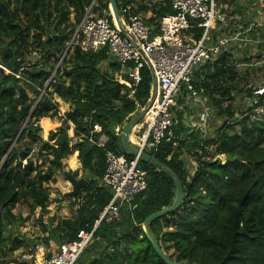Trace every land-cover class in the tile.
<instances>
[{
	"label": "trees",
	"instance_id": "16d2710c",
	"mask_svg": "<svg viewBox=\"0 0 264 264\" xmlns=\"http://www.w3.org/2000/svg\"><path fill=\"white\" fill-rule=\"evenodd\" d=\"M94 1V12L110 11L109 0H0V64L10 71L0 68V264H9L15 252L32 245L8 233V226L25 221L21 212H14L17 206L26 205L32 213L40 209L43 244L77 239L81 229L94 228L112 200L111 187L102 182L106 152L135 159L126 154L120 134L138 107L148 103L153 75L145 65L131 95L126 82L132 81L135 62L122 64L107 48L86 53L80 38L73 40ZM138 1L116 3L120 10L133 6L138 14L134 8ZM173 3L162 0L149 10L152 17L147 22L155 32L164 16L177 13ZM196 32L200 37L203 29ZM33 53L40 58L30 62L28 56ZM233 59L231 51H224L214 63L205 64L198 72L201 80H195L196 88L204 89L224 119L216 136L203 139L199 132H189L184 114L179 113L180 124L175 128L179 146L163 141L151 151L161 163L139 159V166L147 171L148 187L134 201L121 204L118 219L100 222L84 252L92 255L87 264H167L143 229L147 217L171 206L176 198L174 178L162 163L179 176L185 191L181 207L151 225L172 260L179 264H264V116L257 113L264 110V93L257 94L246 116L237 117L239 73ZM104 63L106 69H102ZM22 80L35 98H30ZM55 95L71 106L62 116ZM42 118L59 120L60 126L50 129L47 140L39 125ZM95 125L109 137L105 148L89 139ZM72 126L74 136L69 135ZM211 147L215 155L226 158H214ZM77 151L88 181L74 198L77 210L57 224L54 218L44 223L50 212L49 183L61 172L78 177L65 164ZM190 152L197 156L193 173L184 158ZM34 155L41 165L32 162Z\"/></svg>",
	"mask_w": 264,
	"mask_h": 264
},
{
	"label": "built area",
	"instance_id": "2783aa9c",
	"mask_svg": "<svg viewBox=\"0 0 264 264\" xmlns=\"http://www.w3.org/2000/svg\"><path fill=\"white\" fill-rule=\"evenodd\" d=\"M220 1L174 0L177 13L164 16L156 32L147 21L134 14L133 6L123 7L120 10L122 24L138 44L137 47L122 34L114 19L112 8L102 14L92 10L95 1L79 25L77 37L80 38L84 52H99L107 48L122 64L135 62L136 66L131 70L132 81L126 82L132 90L131 95L142 80L140 70L145 64L154 71L158 82V95L153 104L155 113L152 120L141 130L140 142L137 143L142 150L150 153L163 141L172 143L174 147L179 146L175 132V128L180 124L179 115L176 113V97L183 87L188 90L190 98L204 94L203 88L198 90L194 85V70L202 63L211 64L218 60L219 56L229 49L233 37L227 35L231 29H227L228 15L222 10ZM198 29H203L200 37H197ZM208 122L210 117L190 123L183 120L189 132L209 133L211 125ZM95 133L101 134L95 138ZM89 139L102 148H105L109 141L100 125H95ZM106 164L102 182L109 185L113 191L111 202L91 231L81 229L77 239L56 245L54 250L46 248L41 261L43 264H78L81 255L93 242L100 222L104 219H118L121 204L134 201L138 194L147 189V171L139 166V158L130 160L125 155L108 150ZM42 246L38 242L36 246L24 248L25 251L21 252L19 258L21 263L39 264L38 252Z\"/></svg>",
	"mask_w": 264,
	"mask_h": 264
},
{
	"label": "rangeland",
	"instance_id": "374dc122",
	"mask_svg": "<svg viewBox=\"0 0 264 264\" xmlns=\"http://www.w3.org/2000/svg\"><path fill=\"white\" fill-rule=\"evenodd\" d=\"M159 0H139L134 6V8H138L139 11L137 12L140 17H142L143 20L148 21L152 17V13L149 10H152L155 7V4L158 3ZM247 5H244V8H242L241 15L245 16L241 20V22L233 27V30H231L230 34H227L229 37H232V40L230 41V46H228V51H231L234 55L233 62L237 65V70L239 73V80L237 81V91L235 92L236 95V102H235V109L237 111V117L242 118L243 116H246L248 114V109L252 106V102H254L257 98V94H261V92H264V0H246ZM239 6V5H238ZM147 8V9H146ZM241 10H235V11H241ZM229 11V10H228ZM227 11V15H230ZM79 29V26H78ZM158 29V28H156ZM237 35H234V34ZM235 37L237 39H235ZM111 55V54H110ZM40 58V54L33 53L28 56V61L34 62ZM111 59H113L111 57ZM147 67L150 68V66L146 63ZM205 63H202L194 70V85L195 80L199 81L201 78L198 76V72L204 68ZM107 63L102 64V69H106ZM0 68L4 69L7 73L10 71L2 64H0ZM21 84L24 85L25 89H27L28 94L30 98H35L37 95L34 93V91L28 87L25 82L22 80ZM196 86V85H195ZM182 89H185L184 87ZM184 90H181L179 95L176 97V100L178 102L176 107V113H182V101L183 98V92ZM55 101L59 102L62 101L61 98L58 95L54 96ZM64 104H67L64 102ZM148 104V103H147ZM146 104V105H147ZM184 106L186 111H183L186 113V120L188 123L195 121V120H202L205 117H210V122H208L211 125V130L209 133H206L205 131H200V137L203 139L206 138H212L216 136V130L221 126V124L224 122V119L220 117L217 114V110L213 103L208 99L207 96L204 94H199L196 96V98L191 97L188 100H184ZM68 105V110H70V104ZM144 105V106H146ZM143 106V107H144ZM61 103L59 102V116H62L65 114V111L63 114L61 113ZM258 113L264 116V110L260 108L258 110ZM131 120L134 118V113L131 115ZM252 118H256V116H253ZM182 119V118H181ZM130 120V121H131ZM59 122L58 118L50 119V123L57 124ZM187 123V124H188ZM119 128V127H118ZM73 131L71 129L73 136ZM118 132L120 129L117 130ZM135 132V131H134ZM134 133L132 132V135ZM134 142V141H133ZM137 144L136 142H134ZM138 145V144H137ZM37 150V149H36ZM212 156L214 158H222L225 159V155H215L213 148L211 147ZM34 154L36 155V151H34ZM32 159V162L36 161L38 164L41 165L42 161L38 160L37 158ZM72 156V155H71ZM70 156V157H71ZM186 157V158H185ZM185 161L187 168L190 170L191 173L195 172V169L197 167V156L193 152H190L189 154H185ZM67 160H65L66 164V170H70L69 166L67 164ZM40 168H44V166H39ZM76 172H78V178H85V172L83 169H76ZM72 175L76 177L74 174L65 172H61L55 175V182L49 183V188L51 191L50 195V206L49 210L50 212L46 214L43 218L44 223H49L51 218H54L53 223L57 224L58 221L61 219L68 217L70 214L74 215L76 206H74V198L70 195L72 192V184L68 179V176ZM71 191V192H70ZM83 201L80 199V203ZM76 207V208H75ZM15 213L21 212L25 218V221L20 224L21 231L26 234L27 236L34 237L38 236V241L40 244H43V237L45 234L42 232L41 229V222L39 220L40 215V209H37L35 213H32L28 210L26 205H19L14 209ZM8 233L16 234L15 226L10 225L7 227ZM54 245H50V248L53 250L56 247V243H53ZM45 245V244H44ZM28 249V248H25ZM25 249L21 251H17L14 253V255L10 258L9 264H26L21 263L20 259L22 255V251H25ZM92 258V255L89 254H82L81 257L78 260V264H87L88 259ZM12 260V261H11ZM38 261V260H37ZM38 263V262H37Z\"/></svg>",
	"mask_w": 264,
	"mask_h": 264
},
{
	"label": "water",
	"instance_id": "95a60500",
	"mask_svg": "<svg viewBox=\"0 0 264 264\" xmlns=\"http://www.w3.org/2000/svg\"><path fill=\"white\" fill-rule=\"evenodd\" d=\"M109 2L111 5V8H112V13L114 15V19L118 23V25L122 31V34L137 47L138 44L131 38V36L127 33V31L125 30V28L122 24L120 9L116 3V0H109ZM77 35H78V30H77V33L75 34L73 40L77 37ZM151 72L153 75L152 94H151V97L148 101V104L135 111L133 120H131L130 122H128L124 126V128L120 134V138H121L122 147L125 150L126 154L134 156L135 158L143 159L149 163H157V162H159L158 159H156L150 153L142 150L137 144H135L131 140V135H132V132L134 131L135 126L138 125L141 122V120L145 117V115L152 109L153 104L156 101V98L158 95L157 78L155 77L154 71L152 69H151ZM159 163H161V162H159ZM162 164L164 166L165 171L174 178V181L176 184V198H175V200L171 206L166 207L160 211H157V212L151 214L149 217H147L143 223V229H144L146 235L148 236V239L152 243L154 249L156 250V252L161 256V258L167 264H179V263L175 262L174 260H172L170 258V256L164 251V249L160 245L159 241L157 240L156 236L154 235V233L152 232V229H151V225L155 220L162 218L164 216H167V215L175 212L176 210H178L181 207L182 202H183L184 197H185L184 186H183V183H182L181 179L179 178V176L171 169V167H169L168 165H166L164 163H162ZM68 179L71 182V184L73 185V192L70 193V195L73 197H75L77 195V193L80 191V189H82L83 187H85L88 184V181L85 178H75L74 176L69 175ZM15 231H16V234L14 236L15 238L27 240L33 246H36L38 244V242H39L38 236H34V237L27 236L26 234H24L21 231L20 224L15 225Z\"/></svg>",
	"mask_w": 264,
	"mask_h": 264
},
{
	"label": "crops",
	"instance_id": "0c3cea01",
	"mask_svg": "<svg viewBox=\"0 0 264 264\" xmlns=\"http://www.w3.org/2000/svg\"><path fill=\"white\" fill-rule=\"evenodd\" d=\"M160 1H162V0H159V2ZM246 2V0H221L220 1V4H221V8H222V10L224 11V12H226L227 13V11L229 12V14L230 15H228V20H229V22H228V27H227V29L228 28H230L231 30H233V27L235 26V25H237V24H239L240 22H241V20L243 19V17L245 16V14L244 15H241L240 13H242V8H244V5H247V3H245ZM239 5V6H238ZM264 5V4H263ZM241 10L240 12L239 11H235V10ZM151 12V11H150ZM152 13V12H151ZM228 51V50H227ZM185 89H182V90H184L182 93V95H183V98L185 99V100H188V99H190V94H189V92L187 91V89H186V87H184ZM185 104L183 103L182 104V110L183 111H186V109H185V106H184ZM182 111V113L184 114V116H183V118H186V113H184ZM184 120V119H183ZM184 121H186V120H184ZM145 126H146V124H145ZM145 126H143V128H145ZM142 128V129H143ZM118 129H120V128H117V130ZM141 129V130H142ZM72 130H74V126H72ZM141 130L137 133V134H135L134 136H136V138H138V140H139V142H140V133H141ZM73 136H74V131H73ZM132 136V135H131ZM74 154H78L79 155V152L77 151V152H75ZM73 154V155H74ZM72 155V156H73ZM69 158V157H68ZM67 158V159H68ZM186 158V157H185ZM77 160H78V162H79V164H80V167L79 168H77V169H83L82 168V163H81V160L79 159V157L77 156ZM75 178H78V177H75ZM72 186V188L71 189H69V190H71L72 192H73V185H71ZM83 189V188H82ZM82 189H80V190H82ZM70 191V192H71ZM80 192V191H79ZM76 208V207H75ZM76 210H77V208H76ZM75 210V211H76ZM73 215H69L68 217H72ZM53 243H56L55 241H51V244L52 245H54ZM43 246H42V248H41V250H43L44 248L46 249H49V247L50 246H47V245H44V244H42ZM56 245H59V244H57L56 243ZM47 249L46 250H43L44 251V253L47 251ZM40 250V251H41ZM39 253V252H38ZM27 264V263H26Z\"/></svg>",
	"mask_w": 264,
	"mask_h": 264
},
{
	"label": "clouds",
	"instance_id": "9594fccd",
	"mask_svg": "<svg viewBox=\"0 0 264 264\" xmlns=\"http://www.w3.org/2000/svg\"><path fill=\"white\" fill-rule=\"evenodd\" d=\"M59 102L62 105V107H61V113L63 114L65 111L68 110V105L67 104H64L63 101H59ZM39 125L43 129V138L45 140L48 139V134H49L50 129H54V128L60 126L58 123L57 124L50 123V121L47 118H42L39 121ZM69 135L70 136L72 135V132L71 131L69 132ZM77 156H78V154H74L73 156L69 157L68 160H67V164L69 166V169L72 170V171H75L77 168L80 167V164H79V162L77 160ZM25 259H28V257H25ZM38 260H39V257H38Z\"/></svg>",
	"mask_w": 264,
	"mask_h": 264
},
{
	"label": "bare ground",
	"instance_id": "6f19581e",
	"mask_svg": "<svg viewBox=\"0 0 264 264\" xmlns=\"http://www.w3.org/2000/svg\"><path fill=\"white\" fill-rule=\"evenodd\" d=\"M155 113V108L153 107L146 115L145 117L141 120V122L135 126L134 131H133V135L131 136V140L139 143L138 138H136V136H134L135 134H137L142 128L143 126H145V124L149 123L152 120L153 114ZM43 250H46L45 248ZM41 250L38 253V257H39V264H43L41 261L43 259V255H44V251Z\"/></svg>",
	"mask_w": 264,
	"mask_h": 264
}]
</instances>
